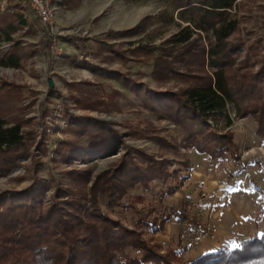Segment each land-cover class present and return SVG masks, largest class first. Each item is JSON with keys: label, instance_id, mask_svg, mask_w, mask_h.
Wrapping results in <instances>:
<instances>
[{"label": "rangeland", "instance_id": "1", "mask_svg": "<svg viewBox=\"0 0 264 264\" xmlns=\"http://www.w3.org/2000/svg\"><path fill=\"white\" fill-rule=\"evenodd\" d=\"M22 9L3 13L10 19L22 14L26 25L13 34L22 44L21 66L0 64V114L9 123L22 121L30 135L21 149L0 155V194L31 191L44 208L58 202L65 203V213L76 212L73 205L87 214L95 182L113 179L128 186L127 168L145 170L144 156H150L164 162L171 177L128 187L120 205L100 196L107 217L138 230L174 264H215L201 259L229 256L244 241L264 236V136L256 121L228 104L225 117L211 123L233 135L235 157L212 159L194 149L195 128L165 95L195 82L182 74L198 70L201 55H181L182 47L169 43L193 26V12L176 0H100L93 20L72 24L66 37L72 40L62 51L66 30L53 49L40 37L35 14ZM233 13L239 19L233 40L245 44L237 50L241 61L250 46L264 42V0H238ZM211 37L197 33L193 48ZM5 83L13 87H1ZM102 141L112 145L108 152L83 151Z\"/></svg>", "mask_w": 264, "mask_h": 264}, {"label": "trees", "instance_id": "2", "mask_svg": "<svg viewBox=\"0 0 264 264\" xmlns=\"http://www.w3.org/2000/svg\"><path fill=\"white\" fill-rule=\"evenodd\" d=\"M176 1L180 8L193 12L196 18L193 26L183 27L169 43L182 47L181 55L199 53L201 62L198 70H191L185 64L188 74L182 75L194 79L192 86L178 94L165 95L195 128L191 140L197 152L208 154L212 159H219L226 153L235 157L233 135L227 127L224 134V130L215 128L211 121L216 123L218 118L225 117L227 105L231 103L242 115L251 116L258 125V134L264 136V42L258 40L250 46L245 58L239 61L237 50L245 44L233 40L239 30V19L233 13L238 0ZM25 25L26 21L19 14L11 21H0V46L1 42L11 43V51L0 49L1 65L21 66L22 56L17 51L22 44L15 42L13 34ZM202 32L212 34V37L206 46L195 50L194 37ZM45 47L50 51V43ZM156 66L163 68L164 64L159 60ZM1 87L11 89L13 84L5 83ZM99 123L107 125V122ZM29 135L24 132L22 121L9 123L0 114V155L21 149ZM101 144L83 151L100 154L112 147L109 142L102 141ZM144 163L147 165L145 170L134 164L127 168L128 186L113 179H106L107 184L101 180L95 182L89 200L93 210L87 214L83 209L77 211L78 207L73 205L76 212L65 213V203L58 202L44 208L31 191L1 193L0 264H174L155 245L147 243L138 230H131L107 217L100 207V196L106 197L110 206L120 205L128 187L171 177L164 162L144 156ZM86 215L90 222L84 218ZM127 250L139 252L140 256L132 258ZM210 259L215 264L264 263V236L244 241L241 248L229 256L220 252L204 257L201 263Z\"/></svg>", "mask_w": 264, "mask_h": 264}, {"label": "crops", "instance_id": "3", "mask_svg": "<svg viewBox=\"0 0 264 264\" xmlns=\"http://www.w3.org/2000/svg\"><path fill=\"white\" fill-rule=\"evenodd\" d=\"M62 4H63V10L55 19V24L59 26L61 29L66 30L67 32L72 30V24H76V23L87 24L89 23V21L93 20L94 17L93 12L94 10L99 8L100 0H94V2H89V0H62ZM12 5L15 7H13ZM19 5H20V1L18 0H8L5 3L4 0H0V21L13 20L8 18L9 16H6V14H3L5 9H7V12H9L10 10L13 11L15 9L23 13L21 11V6ZM17 14L18 13L14 14L12 17L14 18V16ZM66 37H69V34L61 38L64 41L61 40L59 44V48H61L62 51L63 49L66 48V42L72 40V39H66ZM58 53L60 52L58 51ZM61 53L65 54L66 51ZM58 59L62 60L63 57H58Z\"/></svg>", "mask_w": 264, "mask_h": 264}, {"label": "built area", "instance_id": "4", "mask_svg": "<svg viewBox=\"0 0 264 264\" xmlns=\"http://www.w3.org/2000/svg\"><path fill=\"white\" fill-rule=\"evenodd\" d=\"M8 0H4V3ZM21 7L29 9L38 18L42 31L40 37L52 42V48H56L58 40L64 35V31L55 25V19L63 10L62 0H18ZM22 9V10H23ZM23 12V11H22ZM24 13V12H23ZM71 31H67L69 34ZM66 35V34H65ZM11 43H1L0 49L7 50Z\"/></svg>", "mask_w": 264, "mask_h": 264}, {"label": "water", "instance_id": "5", "mask_svg": "<svg viewBox=\"0 0 264 264\" xmlns=\"http://www.w3.org/2000/svg\"><path fill=\"white\" fill-rule=\"evenodd\" d=\"M50 84L52 85V84H53V82L51 81V82H50Z\"/></svg>", "mask_w": 264, "mask_h": 264}, {"label": "snow or ice", "instance_id": "6", "mask_svg": "<svg viewBox=\"0 0 264 264\" xmlns=\"http://www.w3.org/2000/svg\"><path fill=\"white\" fill-rule=\"evenodd\" d=\"M238 246V245H237Z\"/></svg>", "mask_w": 264, "mask_h": 264}]
</instances>
